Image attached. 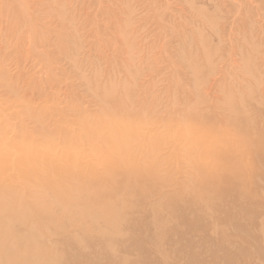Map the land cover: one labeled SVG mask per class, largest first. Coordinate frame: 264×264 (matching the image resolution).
<instances>
[{
  "label": "rangeland",
  "instance_id": "1",
  "mask_svg": "<svg viewBox=\"0 0 264 264\" xmlns=\"http://www.w3.org/2000/svg\"><path fill=\"white\" fill-rule=\"evenodd\" d=\"M0 148V264H264V0H0Z\"/></svg>",
  "mask_w": 264,
  "mask_h": 264
},
{
  "label": "bare ground",
  "instance_id": "2",
  "mask_svg": "<svg viewBox=\"0 0 264 264\" xmlns=\"http://www.w3.org/2000/svg\"><path fill=\"white\" fill-rule=\"evenodd\" d=\"M191 44H192V43H191ZM189 113H190V111H189ZM191 113H192V112H191ZM111 121H112V120H111ZM120 124L123 125V123H121V122H120ZM124 124H125V123H124ZM117 125H118V124H117ZM123 126H125V125H123ZM178 126H180V125H178ZM175 127H176V126H175ZM183 127H184V126H183ZM185 127H186V126H185ZM112 128H113V127H112ZM114 128H115V129H118L117 126H116V127L114 126ZM176 128H177V127H176ZM178 128L180 129V131L182 130V128H180V127H178ZM183 129H184V128H183ZM186 129H187V128H186ZM113 130H114V129H113ZM182 131H183V130H182ZM191 131H192V130H190V132H191ZM183 132H185V130H184ZM183 132H181L182 135H183ZM193 132H194V131H193ZM186 134H187V133H185V135H186ZM188 136H189L188 138H190V135H188ZM182 139H185V138L183 137ZM187 140H188V139H187ZM180 141H182V140H180ZM187 142L191 143L190 140L187 141ZM179 143H182V144H180L179 146L183 145V141H182V142H179ZM185 143H186V142H185ZM189 145H190V144H189ZM189 145H188V146H189ZM36 146H37V145H36ZM185 146H186V144H185ZM190 146H191V145H190ZM190 146H189V148H190ZM186 148H187V147H186ZM0 149H1V148H0ZM30 154H31V153H30ZM0 155H1V157H2V156H3V152H0ZM32 155H33V153H32ZM124 162H125V161H124Z\"/></svg>",
  "mask_w": 264,
  "mask_h": 264
}]
</instances>
